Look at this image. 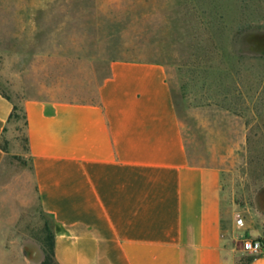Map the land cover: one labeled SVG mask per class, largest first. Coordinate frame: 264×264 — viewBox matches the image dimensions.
Returning a JSON list of instances; mask_svg holds the SVG:
<instances>
[{"label":"rangeland","instance_id":"1","mask_svg":"<svg viewBox=\"0 0 264 264\" xmlns=\"http://www.w3.org/2000/svg\"><path fill=\"white\" fill-rule=\"evenodd\" d=\"M115 59L166 65L193 161L221 166L234 219L264 229V0H0V89L19 105L97 101ZM19 113L0 141V258L44 264L49 217Z\"/></svg>","mask_w":264,"mask_h":264},{"label":"crops","instance_id":"2","mask_svg":"<svg viewBox=\"0 0 264 264\" xmlns=\"http://www.w3.org/2000/svg\"><path fill=\"white\" fill-rule=\"evenodd\" d=\"M23 105L30 180L59 264H264V246L244 259L229 244L236 228L263 239L264 229L234 219L221 166L193 161L163 62L113 60L97 101ZM13 106L0 89V141ZM8 154L0 144V169Z\"/></svg>","mask_w":264,"mask_h":264},{"label":"trees","instance_id":"3","mask_svg":"<svg viewBox=\"0 0 264 264\" xmlns=\"http://www.w3.org/2000/svg\"><path fill=\"white\" fill-rule=\"evenodd\" d=\"M4 95H6L8 98H10L13 103H14V106H13V110L11 111V114H10V117L9 119H13L15 117H18L19 116V110L23 111V115H24V118H25V125H27L28 123V117H27V113H26V110L24 108V105H19L10 95L6 94L5 92H3ZM68 100H72V99H68ZM25 140L27 142L28 140V135H27V132H26V135H25ZM1 144V143H0ZM5 149H7V147H4ZM47 230H48V235L45 239V247H44V250H45V258H44V264H59L56 259H55V236H54V232L53 230L51 229L49 223L47 225ZM263 244H264V239L262 237H259ZM251 257V256H249Z\"/></svg>","mask_w":264,"mask_h":264},{"label":"built area","instance_id":"4","mask_svg":"<svg viewBox=\"0 0 264 264\" xmlns=\"http://www.w3.org/2000/svg\"><path fill=\"white\" fill-rule=\"evenodd\" d=\"M237 221L243 223V217H238ZM263 246L264 244L259 237H245L243 240V248L250 254L258 253Z\"/></svg>","mask_w":264,"mask_h":264}]
</instances>
